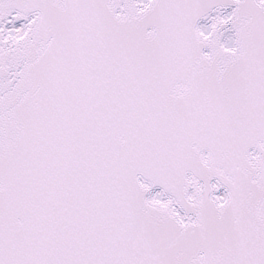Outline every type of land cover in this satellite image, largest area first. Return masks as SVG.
Segmentation results:
<instances>
[{
	"label": "snow or ice",
	"instance_id": "1",
	"mask_svg": "<svg viewBox=\"0 0 264 264\" xmlns=\"http://www.w3.org/2000/svg\"><path fill=\"white\" fill-rule=\"evenodd\" d=\"M0 264H264V0H0Z\"/></svg>",
	"mask_w": 264,
	"mask_h": 264
}]
</instances>
